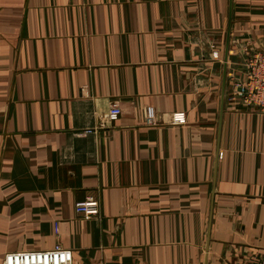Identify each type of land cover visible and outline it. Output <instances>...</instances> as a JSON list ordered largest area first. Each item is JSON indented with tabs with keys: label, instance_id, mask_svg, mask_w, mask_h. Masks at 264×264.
I'll return each instance as SVG.
<instances>
[{
	"label": "crops",
	"instance_id": "crops-1",
	"mask_svg": "<svg viewBox=\"0 0 264 264\" xmlns=\"http://www.w3.org/2000/svg\"><path fill=\"white\" fill-rule=\"evenodd\" d=\"M250 46L264 0H0V264L57 244L74 264L257 263Z\"/></svg>",
	"mask_w": 264,
	"mask_h": 264
},
{
	"label": "built area",
	"instance_id": "built-area-1",
	"mask_svg": "<svg viewBox=\"0 0 264 264\" xmlns=\"http://www.w3.org/2000/svg\"><path fill=\"white\" fill-rule=\"evenodd\" d=\"M245 52L246 78L235 91L241 97L243 105L264 112V48L250 46ZM121 113L120 106L113 104L109 114L110 120L117 119ZM146 123L153 125L155 116L147 117ZM76 210L86 216L97 215L99 204L97 200L90 198L77 202ZM2 264H74V255L72 250L57 244L49 250L9 252L3 258ZM254 264H264V256Z\"/></svg>",
	"mask_w": 264,
	"mask_h": 264
},
{
	"label": "rangeland",
	"instance_id": "rangeland-1",
	"mask_svg": "<svg viewBox=\"0 0 264 264\" xmlns=\"http://www.w3.org/2000/svg\"><path fill=\"white\" fill-rule=\"evenodd\" d=\"M244 49H245V47H243L242 51H243ZM244 53L246 54L245 50H244ZM242 64H243V62H242ZM242 67H245V70L247 69V68H246V58H245V64H243V65H239L240 70H241ZM241 71H242V70H241ZM245 78H246V74L243 75V78H242V79L240 78L237 82H235V85H236L235 88H237V86H239V84H241L240 82L243 83L244 80H245Z\"/></svg>",
	"mask_w": 264,
	"mask_h": 264
},
{
	"label": "water",
	"instance_id": "water-1",
	"mask_svg": "<svg viewBox=\"0 0 264 264\" xmlns=\"http://www.w3.org/2000/svg\"><path fill=\"white\" fill-rule=\"evenodd\" d=\"M229 36H230V32L228 34V43H229ZM227 60H228V47H227V50H226V62H227ZM225 83H226V76L224 78V86H225Z\"/></svg>",
	"mask_w": 264,
	"mask_h": 264
}]
</instances>
